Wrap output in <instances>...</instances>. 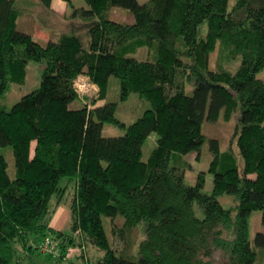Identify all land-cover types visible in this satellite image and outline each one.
I'll list each match as a JSON object with an SVG mask.
<instances>
[{
	"label": "trees",
	"instance_id": "16d2710c",
	"mask_svg": "<svg viewBox=\"0 0 264 264\" xmlns=\"http://www.w3.org/2000/svg\"><path fill=\"white\" fill-rule=\"evenodd\" d=\"M85 1V38L63 31L41 43L17 29L16 0H0V96L11 82L24 81L29 60L45 61L39 85L0 109V147L11 146L15 165L10 178L0 151V264H38L34 256L49 234L60 257L80 247L75 264H213L216 250L228 264H255L258 253L264 264V232H256L254 245L248 236L253 210H261L264 224V79L256 76L264 68V0H235L230 8L229 0ZM39 4L49 9L51 0ZM112 6L129 9L133 22L108 18ZM203 22L206 32L199 34ZM217 42L222 58L240 54L234 73L209 68ZM142 47L148 56L137 59ZM80 75L97 86L98 100L115 75L123 97L134 92L150 105L129 124L115 117L112 101L72 107ZM236 108L241 172L233 152H220L218 140L201 129L221 109L228 118ZM104 123L125 131L104 136ZM151 131L156 146L143 160ZM206 142L213 154L209 194L202 190L204 172L194 184L184 180L183 155ZM70 183L65 232L48 217L50 200ZM222 193L237 203L224 207ZM102 214H120L123 228L145 223L136 257L110 245ZM85 245L98 252L85 255Z\"/></svg>",
	"mask_w": 264,
	"mask_h": 264
},
{
	"label": "rangeland",
	"instance_id": "374dc122",
	"mask_svg": "<svg viewBox=\"0 0 264 264\" xmlns=\"http://www.w3.org/2000/svg\"><path fill=\"white\" fill-rule=\"evenodd\" d=\"M70 4L65 5V9L61 15L51 13V9H45L39 4V0H16L18 6V15L16 19L17 29L25 31L33 36L34 39L41 43H45L49 38H57L62 31H74L85 38L86 35V22L83 17L86 16V9L88 4L85 0H70ZM146 0H138L142 3ZM235 0H229V8ZM53 12V11H52ZM75 13H79L75 17ZM107 17L113 20L122 22H133L134 16L129 9L112 6L107 10ZM58 31V32H57ZM206 32V22L201 23L199 26V34ZM134 57L137 59H144L148 56L145 47L139 48ZM44 60H29L26 65V75L23 82H11L7 91L0 96V109H9L11 105L18 100L22 95L30 92L36 88L40 83L41 73L44 67ZM218 64L230 72L234 73L240 65V54H230V58L220 55V45L217 42L216 47L209 53V68L216 70ZM256 76L264 79V68L260 69ZM78 98L71 102L72 107H78L83 104L91 106L95 101H112L116 103L115 117L129 124L138 118L142 112L149 107L147 99L140 97L137 93L131 92L126 97L121 94L120 79L111 75L108 80L105 99L98 100V88L93 84L87 76L80 75L75 79ZM74 85V84H73ZM186 91L191 93L192 85L186 82ZM239 110L236 108L232 111L228 118L224 117L223 109L220 110L219 116L214 121L204 120L201 126L202 132L208 138H216L219 144L220 152L231 150L236 159V165L239 172L243 167V160L240 156L236 144V126L238 122ZM125 131L124 128L113 123H104L102 134L104 136L121 135ZM158 134L151 131L145 138L142 144L143 160H146L156 146ZM33 145V143H32ZM0 151L4 154L7 162V173L10 178L15 175L14 156L10 145L0 147ZM188 163V167L184 173V180L187 184H194L199 172H204V185L202 190L205 193L212 191V172L209 171V166L213 158L212 152L209 150V143L206 142L200 151H190L183 155ZM72 183L63 191L59 199L53 198L50 200V212L48 217L49 224L56 229L65 232L70 231V212L68 207V199L72 192ZM217 199L224 207H231L237 203V197L229 194L222 193L217 196ZM195 212L198 216L202 212L198 205L194 204ZM261 210H253L249 216V240L254 245V236L256 232H264V224L261 221ZM101 220L105 233L107 235L110 245L119 253H124L130 256H137L139 244L145 237V223L143 221L137 222L131 228H123L124 217L120 214L116 216L101 215ZM46 238L52 240V235L49 234ZM45 238V239H46ZM50 240V241H51ZM55 243V240H52ZM42 242L40 243V245ZM56 247V246H55ZM57 248V247H56ZM41 253L34 256L38 264H75L79 259L80 247L69 246L64 253L63 257L52 255L48 257L46 252H42L39 246L38 249ZM82 252L85 255L93 256L98 252L94 247L85 245L82 247ZM101 253V252H100ZM61 254V253H60ZM57 257V258H56ZM213 264H228L227 256L221 250L213 252ZM255 264H262V255L258 253Z\"/></svg>",
	"mask_w": 264,
	"mask_h": 264
},
{
	"label": "built area",
	"instance_id": "2783aa9c",
	"mask_svg": "<svg viewBox=\"0 0 264 264\" xmlns=\"http://www.w3.org/2000/svg\"><path fill=\"white\" fill-rule=\"evenodd\" d=\"M76 86V82L74 81V88ZM75 90H77L75 88ZM50 238H46L42 244L40 245V249L42 252H46V253H49V254H52V255H58L60 254V251L58 248H56L55 246V243H53V241L51 240Z\"/></svg>",
	"mask_w": 264,
	"mask_h": 264
},
{
	"label": "crops",
	"instance_id": "0c3cea01",
	"mask_svg": "<svg viewBox=\"0 0 264 264\" xmlns=\"http://www.w3.org/2000/svg\"><path fill=\"white\" fill-rule=\"evenodd\" d=\"M65 5H66V2L64 0H51V5L49 9H51L52 14L55 13L56 15L58 14L61 15L65 9ZM97 103H101V102H97Z\"/></svg>",
	"mask_w": 264,
	"mask_h": 264
}]
</instances>
